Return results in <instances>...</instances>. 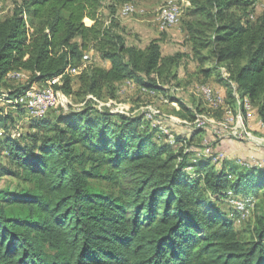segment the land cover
<instances>
[{
	"label": "trees",
	"instance_id": "16d2710c",
	"mask_svg": "<svg viewBox=\"0 0 264 264\" xmlns=\"http://www.w3.org/2000/svg\"><path fill=\"white\" fill-rule=\"evenodd\" d=\"M187 1L200 72L228 87V104L249 98L264 123V13L250 19L253 0ZM101 5L22 0L0 19V87L10 73L30 74L6 93L15 110L0 106V176L17 183L0 188V264H264V214L246 239L227 204L230 190L264 198V165L191 163L192 152L159 143L140 115L61 107L29 118L13 105L32 84L57 77V90L80 97L115 96L128 79L162 92L177 79L183 54L164 55L158 39L129 44ZM92 49L111 66L87 64L76 90L67 68L87 63ZM22 116L31 129L15 136Z\"/></svg>",
	"mask_w": 264,
	"mask_h": 264
},
{
	"label": "rangeland",
	"instance_id": "374dc122",
	"mask_svg": "<svg viewBox=\"0 0 264 264\" xmlns=\"http://www.w3.org/2000/svg\"><path fill=\"white\" fill-rule=\"evenodd\" d=\"M168 1L171 0H102L100 12L106 22L116 21L117 30L125 36L129 44L145 47L150 41L158 39L163 47L164 55H172L177 52L183 54L184 56L177 70V79L165 83L163 86L164 91L155 93L142 91L135 85H118L115 96H112L109 91L103 93L102 97L95 96V99L90 96L80 97L76 96V94H64L66 109L75 108L81 110L85 107H94L99 112L111 111L124 113L129 116L140 115L144 121L143 128L157 129L155 138L159 143L171 144L174 146L175 151L183 149L184 153L192 152V156L189 157V162L191 163L202 157L209 158L203 154V150L208 143L212 142L214 154L221 152L225 156L222 159L214 160L212 158L210 160L216 169H220V163L223 160H228L245 169L251 166L243 165V162L254 165L264 164L263 144L249 143L250 141L244 140L242 143L248 148L247 150L244 148L245 146L240 144L238 146L233 144L225 148L221 146V142H230L234 139L229 136L218 137L214 135L213 128L217 126V122L223 119L224 109L221 106H213L206 102L204 97L198 93V87L208 85L214 93H219L226 99L227 95L220 90L217 83L221 82H219L218 78L215 76L207 79L200 72L201 66L199 62L188 56L190 47L185 37V21L189 18L186 15L187 8L191 5L189 1V5H184L182 2L183 13L176 25L167 30L160 29L158 22L160 8L167 4ZM0 2V19L12 15L15 8L22 4V0H0ZM129 2L135 5L136 12L131 16H122L123 7ZM252 10L257 15L264 13V0H253ZM85 21L88 24L93 23L89 18H86ZM86 60L89 65L99 64L103 66V61L100 60V57L93 49L87 52ZM207 67H209L208 64L204 66V68ZM219 71L224 72V69L220 68ZM29 78L30 74L26 71L14 75L11 74L6 79V83L0 87V96H2L1 93L3 92H5L3 94H6L7 92L16 91L18 88L21 89L27 84ZM72 80L73 86L77 90L80 86L79 75L72 76ZM175 102H178V104ZM8 104L5 100L2 101L0 99V106L5 107L7 111L10 109ZM230 105L235 109L236 113L239 112L237 103L233 102ZM61 107L62 105H59L57 108ZM200 115L214 118L215 123L211 122L206 128L198 127L194 121ZM152 118L158 123H154ZM27 122L28 119L26 117L20 118L18 121L19 127H13L12 134L19 136L21 132L30 130V127L29 129L27 128ZM194 131L196 133L193 134ZM181 138H189L188 140L191 141L190 143L188 141L186 147L181 146ZM239 142L241 141L239 140ZM186 149L189 151H186ZM1 160L5 163L3 158ZM188 170L196 172L197 167L189 166ZM229 170L230 168H228ZM16 184V180L12 176H0V188L8 186L15 188ZM227 202L228 210H235L236 212L235 217L230 214L234 225L243 238H251L254 235L253 227L256 218L264 214V198L261 194L253 193L236 197L232 195L227 199Z\"/></svg>",
	"mask_w": 264,
	"mask_h": 264
},
{
	"label": "built area",
	"instance_id": "2783aa9c",
	"mask_svg": "<svg viewBox=\"0 0 264 264\" xmlns=\"http://www.w3.org/2000/svg\"><path fill=\"white\" fill-rule=\"evenodd\" d=\"M182 2L183 0H181V2L180 0H171L160 8L158 22L161 30H167L179 22V19L183 13ZM135 12H136L135 5L129 2L126 3L125 6L123 7L121 14L122 16H131ZM256 16L257 14L255 12H252L249 15L250 19H255ZM85 58H87V53L85 55ZM86 66L87 63L78 66L70 65L67 68L66 73L71 76L78 75L82 72V70ZM20 72H13L10 73L9 75L11 74L14 75ZM58 80L59 77L54 78L52 80H47L46 82L43 83L32 84L26 90H24L19 96H17L15 100L12 101L13 105L21 106L25 108L26 114L29 118L43 117L48 113L50 109L57 108L59 105H62V107L66 109L67 106L64 104V93L59 89L57 90L54 86V84L57 83ZM141 89L145 92L146 91L151 93L158 92L142 86ZM198 93H200L204 97L206 102H208L210 105L221 106L224 109L223 119L217 122V126H214L215 128H213L215 136L218 137L229 136L234 139H247V140H250L253 137V133L249 128H247L245 124L244 115L240 114L239 112L236 113L235 109L230 104L227 103L226 98H224L223 95L219 93H214L212 88L208 85L199 86ZM2 96L3 97H0V99L4 101L7 94H3ZM89 96L92 97L93 99L96 98L92 94L88 95V97ZM242 105L244 110H249L251 107V102L248 98H245L242 101ZM149 117L151 116L149 115ZM152 121L154 123H158V121L153 120V118ZM194 122L198 127L206 128L211 122L215 123V119L207 115H200L196 118ZM260 123L264 126L262 120H260ZM2 134H3V129H0V136ZM188 139L183 138L180 141V145L186 147L188 145V141H189ZM186 151L189 150L186 149ZM203 154L205 156L213 158L214 160L222 159L223 157H225L224 154L221 152L214 154L212 142L207 144V146L203 150ZM243 165L251 166L254 164L243 162ZM256 165H263V164H256ZM232 195L233 197L240 196V195H236L233 191L230 190L227 199H229Z\"/></svg>",
	"mask_w": 264,
	"mask_h": 264
},
{
	"label": "crops",
	"instance_id": "0c3cea01",
	"mask_svg": "<svg viewBox=\"0 0 264 264\" xmlns=\"http://www.w3.org/2000/svg\"><path fill=\"white\" fill-rule=\"evenodd\" d=\"M183 3H184V5H189V2L187 1V0H185V1H183ZM190 7V6H189ZM188 7V8H189ZM187 8V9H188ZM189 19V18H188ZM187 19V20H188ZM186 20V21H187ZM185 21V22H186ZM186 27V26H185ZM185 37H186V40H187V43L189 44V47H190V54L188 55L189 57H191L192 59H194V57H193V55H192V52H191V45H190V43H189V41H188V32H187V29L185 28ZM162 50H163V47H162ZM184 56V55H183ZM100 60H102L103 61V66L104 67H106V68H109L110 66H111V62L109 61V60H103V59H101L100 58ZM99 65V64H98ZM10 75H8L7 76V78L9 77ZM216 75H213V76H211V77H215ZM210 77V78H211ZM217 77V76H216ZM218 84V86L220 87V90L225 94L226 93V95H227V91H228V87L224 84V83H217ZM117 85H124V86H133V85H135V86H137V87H139L140 89H141V86L140 85H138L135 81H133V80H125V81H122V82H119V83H117ZM142 90V89H141ZM143 91V90H142ZM249 99V98H248ZM250 100V99H249ZM250 102H251V100H250ZM174 103V102H173ZM175 103H177L178 104V102H175ZM237 104H238V110H239V113L240 114H243L244 115V118H245V124H246V126H247V128H249L250 130H251V132L253 133V137L250 139V140H248V141H250L249 143H255V144H263L264 145V136L263 135H261L260 133H261V130H262V127H263V125L260 123V118H259V116H258V114L256 113V111H255V108H254V106H253V104H252V102H251V107H250V109L249 110H244L243 109V105H242V101H240V100H238L237 101ZM9 110H15L13 107H10V109ZM8 110V111H9ZM22 118H24L23 116H22ZM257 132V133H256ZM194 133H196V131H194L193 132V134ZM234 139V138H233ZM239 140L241 141V142H239ZM244 140H247V139H234L233 141H230V142H228V141H223V142H221V146L222 147H225V148H227L228 146H232L233 144L234 145H236V146H238V144H240V145H243V141ZM228 144H230V145H228ZM243 146H245V145H243ZM246 150L248 149L246 146L244 147ZM254 149H257L256 147H253ZM237 162H238V160H236ZM264 165V164H263Z\"/></svg>",
	"mask_w": 264,
	"mask_h": 264
}]
</instances>
